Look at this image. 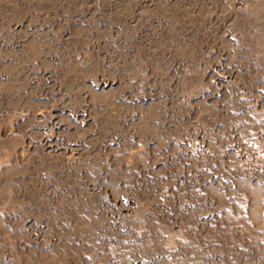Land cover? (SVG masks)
I'll use <instances>...</instances> for the list:
<instances>
[{
	"label": "rangeland",
	"instance_id": "obj_1",
	"mask_svg": "<svg viewBox=\"0 0 264 264\" xmlns=\"http://www.w3.org/2000/svg\"><path fill=\"white\" fill-rule=\"evenodd\" d=\"M0 264H264V0H0Z\"/></svg>",
	"mask_w": 264,
	"mask_h": 264
}]
</instances>
